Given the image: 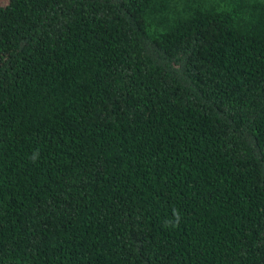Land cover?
<instances>
[{
    "label": "trees",
    "instance_id": "1",
    "mask_svg": "<svg viewBox=\"0 0 264 264\" xmlns=\"http://www.w3.org/2000/svg\"><path fill=\"white\" fill-rule=\"evenodd\" d=\"M0 264H264V0L0 4Z\"/></svg>",
    "mask_w": 264,
    "mask_h": 264
},
{
    "label": "clouds",
    "instance_id": "2",
    "mask_svg": "<svg viewBox=\"0 0 264 264\" xmlns=\"http://www.w3.org/2000/svg\"><path fill=\"white\" fill-rule=\"evenodd\" d=\"M29 159L35 163L38 161L39 159V152L38 151H34L33 154L29 157ZM182 217L178 212H173L172 218L170 219H166L164 221V226L166 228H171V229H175L179 223L181 222Z\"/></svg>",
    "mask_w": 264,
    "mask_h": 264
},
{
    "label": "rangeland",
    "instance_id": "3",
    "mask_svg": "<svg viewBox=\"0 0 264 264\" xmlns=\"http://www.w3.org/2000/svg\"><path fill=\"white\" fill-rule=\"evenodd\" d=\"M4 2H6V0H0V4H3Z\"/></svg>",
    "mask_w": 264,
    "mask_h": 264
}]
</instances>
